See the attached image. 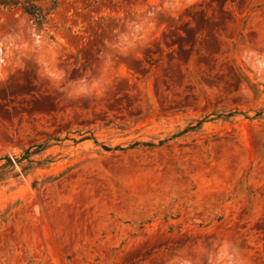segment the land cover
<instances>
[{"label":"rangeland","instance_id":"rangeland-1","mask_svg":"<svg viewBox=\"0 0 264 264\" xmlns=\"http://www.w3.org/2000/svg\"><path fill=\"white\" fill-rule=\"evenodd\" d=\"M0 12V264H264V0Z\"/></svg>","mask_w":264,"mask_h":264},{"label":"trees","instance_id":"trees-1","mask_svg":"<svg viewBox=\"0 0 264 264\" xmlns=\"http://www.w3.org/2000/svg\"><path fill=\"white\" fill-rule=\"evenodd\" d=\"M46 0H0V12L18 10L29 17L38 31L44 30L50 24V18L56 10V3L45 7Z\"/></svg>","mask_w":264,"mask_h":264}]
</instances>
